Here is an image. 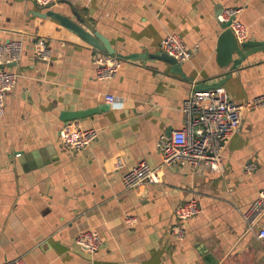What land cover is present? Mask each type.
<instances>
[{"label": "crops", "instance_id": "obj_1", "mask_svg": "<svg viewBox=\"0 0 264 264\" xmlns=\"http://www.w3.org/2000/svg\"><path fill=\"white\" fill-rule=\"evenodd\" d=\"M225 7L241 8L246 41L264 43V0H53L44 9L101 32L118 54L163 51L169 32L194 47L180 61L183 73L156 57L121 58L113 77L99 79L94 56L106 51L38 15L37 0H0V51L22 42L20 56L5 65L18 77L0 116V262L264 264V239L243 215L264 189V104L244 110L241 130L224 147L222 171L162 165L158 147L162 134L183 126V103L199 84L223 80L239 103L264 94V48L236 68L219 62L224 23L217 16ZM37 38L51 46L46 59L34 52ZM94 107L77 120L99 136L69 150L60 137L63 111ZM141 160L160 167L161 182L127 189L123 175ZM193 197L201 212L177 239L176 208ZM88 229L103 238L94 255L76 241Z\"/></svg>", "mask_w": 264, "mask_h": 264}, {"label": "built area", "instance_id": "obj_2", "mask_svg": "<svg viewBox=\"0 0 264 264\" xmlns=\"http://www.w3.org/2000/svg\"><path fill=\"white\" fill-rule=\"evenodd\" d=\"M53 0H37L42 7H49ZM239 7H225L218 19L222 23L230 22L238 41L248 38V27L240 19ZM162 48L179 61L192 57L193 45L184 41L180 34L169 32ZM0 51V116L6 111V95L15 86L18 73L7 64L16 60L22 51V42L13 41L1 46ZM7 53L3 61V52ZM34 52L40 58L46 59L51 52L48 40L37 38L34 43ZM96 73L99 79L113 77L121 64V58L116 54H95ZM5 63V64H4ZM4 64V65H3ZM107 100L114 101L115 96L107 93ZM264 104V94L246 103L237 102L226 88L221 86L193 89L183 103V126L173 130L170 134H162L158 140V147L162 156V165L189 164L193 168H207L213 171H222L223 150L229 139L241 130L244 110ZM99 136V129L83 127L79 120H66L60 127V137L63 144L72 151H81L87 148ZM123 161L118 158L116 167L121 168ZM252 165L247 171L252 170ZM160 167H152L146 160L139 161L132 169L123 175L125 187L132 188L142 183L161 182ZM201 212L200 203L196 198L184 201L176 208L177 221L172 225V233L177 239L186 236L188 219ZM248 229L257 230V235L264 239V225L260 224L264 217V189L260 190L252 205L243 213ZM134 216H127L129 224L135 223ZM76 241L92 255L96 254L103 244V238L96 229L80 232ZM0 264H28L23 256H19Z\"/></svg>", "mask_w": 264, "mask_h": 264}, {"label": "water", "instance_id": "obj_3", "mask_svg": "<svg viewBox=\"0 0 264 264\" xmlns=\"http://www.w3.org/2000/svg\"><path fill=\"white\" fill-rule=\"evenodd\" d=\"M39 10L37 13L43 17H52L60 22V24L75 34H77L81 39L88 42L89 44L93 45L95 48L100 49L102 51H106L109 54H116L120 58H130V59H137V58H146V57H156L160 60H163L171 65V70L175 72L183 73L181 62L175 58L174 56L170 55L166 51H160L155 53H129V54H118L116 52L115 47L112 45L109 38L103 35L99 31H91L79 21L71 18L68 15H65L61 12L55 11L53 9H44ZM230 22L224 23V30L221 32L219 41H218V57L219 62L223 66H228L232 63V68H236L245 58L247 55L251 54L254 51L264 48L263 42H253V41H238L236 35L234 34L231 27H229ZM239 51L240 56L235 58L234 53ZM223 84V80H220L214 84H199L197 89L208 88V87H216L221 86ZM97 107L94 108H87L84 110H65L62 113L63 119L71 120L77 119L79 117L88 115L95 110Z\"/></svg>", "mask_w": 264, "mask_h": 264}]
</instances>
